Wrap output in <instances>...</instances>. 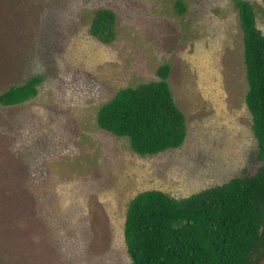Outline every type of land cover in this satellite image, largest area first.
Listing matches in <instances>:
<instances>
[{
    "label": "rangeland",
    "instance_id": "1",
    "mask_svg": "<svg viewBox=\"0 0 264 264\" xmlns=\"http://www.w3.org/2000/svg\"><path fill=\"white\" fill-rule=\"evenodd\" d=\"M0 0V92L34 75L38 93L0 105V264H132L130 200L182 199L261 164L236 0ZM264 33V0H248ZM116 38L90 33L99 9ZM168 82L186 118L184 143L137 154L97 124L121 88Z\"/></svg>",
    "mask_w": 264,
    "mask_h": 264
},
{
    "label": "trees",
    "instance_id": "2",
    "mask_svg": "<svg viewBox=\"0 0 264 264\" xmlns=\"http://www.w3.org/2000/svg\"><path fill=\"white\" fill-rule=\"evenodd\" d=\"M242 31L248 90L246 106L258 144L260 166L186 198L160 190L135 195L124 223L126 252L132 264H264V33L254 7L236 0ZM182 14L185 4L178 0ZM90 33L103 43L116 38V14L99 9ZM170 65L156 70L159 80L119 89L98 109L100 128L126 137L137 154L154 155L180 147L186 118L177 106L168 77ZM43 77L34 75L0 92V105L22 104L38 93Z\"/></svg>",
    "mask_w": 264,
    "mask_h": 264
}]
</instances>
